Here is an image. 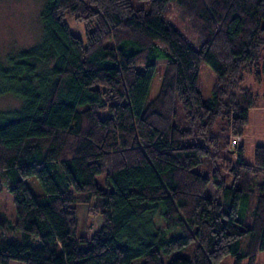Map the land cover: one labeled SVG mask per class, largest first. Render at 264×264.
<instances>
[{
	"label": "trees",
	"instance_id": "obj_1",
	"mask_svg": "<svg viewBox=\"0 0 264 264\" xmlns=\"http://www.w3.org/2000/svg\"><path fill=\"white\" fill-rule=\"evenodd\" d=\"M141 1L46 0L40 40L0 60V97L20 100L0 107V191L8 179L16 211L0 225L21 233L0 232V264H256L264 250V144L248 161L234 143L257 105L238 87L264 71V0ZM78 203L101 217L91 236Z\"/></svg>",
	"mask_w": 264,
	"mask_h": 264
},
{
	"label": "rangeland",
	"instance_id": "obj_2",
	"mask_svg": "<svg viewBox=\"0 0 264 264\" xmlns=\"http://www.w3.org/2000/svg\"><path fill=\"white\" fill-rule=\"evenodd\" d=\"M46 0H0V60L4 61L9 52L18 51L22 48L33 45L38 42L42 36V22L40 19V11ZM138 6H148L149 2L141 0H133ZM169 16L171 21H177L185 31L190 32L187 20L179 13L176 5L172 4L169 8ZM67 21L71 30L74 33L85 37L84 24L76 21L71 16L67 17ZM159 62L158 70L153 77L149 99L154 98L161 85V73L165 69V64L162 60L155 59ZM217 76L210 64L204 61L200 68L199 88L202 91L204 98H212L214 95V86ZM249 88L255 94L257 105L250 109L249 121L245 125L243 136L239 143L243 145L245 158L248 161L253 160V152L256 145L264 144V71L261 79H257L253 73L246 72L243 81L238 89ZM20 105V100L12 95H4L0 97V107L7 109ZM226 178H229L230 173L223 172ZM98 182L104 186L105 175L98 174ZM230 179V178H229ZM257 181H264V174L255 176ZM8 179L2 181V190L0 191V210L14 221L16 219V211L13 203V195L8 188ZM28 185L34 193H42L43 187L36 178L30 176L26 179ZM215 191L213 184H210L207 189V194L212 195ZM221 199V198H220ZM79 229L81 236H91L101 223V217L97 213L90 211V206L87 203L76 204ZM8 241L15 240L21 236L20 231L13 232L9 228H2ZM233 255H227L219 264H232ZM243 264H248L246 259ZM256 264H264V250H261L257 256Z\"/></svg>",
	"mask_w": 264,
	"mask_h": 264
},
{
	"label": "built area",
	"instance_id": "obj_3",
	"mask_svg": "<svg viewBox=\"0 0 264 264\" xmlns=\"http://www.w3.org/2000/svg\"><path fill=\"white\" fill-rule=\"evenodd\" d=\"M235 142H237V139H236V138L234 139V143H235Z\"/></svg>",
	"mask_w": 264,
	"mask_h": 264
}]
</instances>
